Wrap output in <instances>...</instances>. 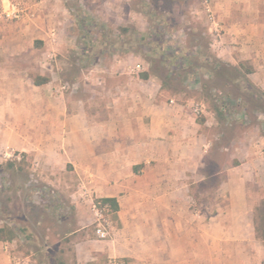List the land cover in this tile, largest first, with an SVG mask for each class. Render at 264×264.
<instances>
[{"label":"crops","instance_id":"crops-1","mask_svg":"<svg viewBox=\"0 0 264 264\" xmlns=\"http://www.w3.org/2000/svg\"><path fill=\"white\" fill-rule=\"evenodd\" d=\"M40 1L26 4L31 18L0 22V91H6L0 105L9 106L11 121L7 129L0 127V146L32 154L40 170L70 174L95 197L116 200L106 240L89 233L92 217L74 202L72 229L65 232L72 259L264 264V240L256 229L264 202V137L253 141L243 133L230 147H218L227 152V163L214 161L203 134L212 124L204 111L201 125L184 107L167 103L173 100L158 78H139L125 59L95 80L103 105L55 96L51 80L34 85L32 63L42 67L48 55L65 48L57 45L58 30L50 28L58 23L50 2ZM225 2L222 11L212 4L224 32L217 58L247 64L246 77L264 93V0ZM2 244L0 264H10Z\"/></svg>","mask_w":264,"mask_h":264},{"label":"rangeland","instance_id":"rangeland-1","mask_svg":"<svg viewBox=\"0 0 264 264\" xmlns=\"http://www.w3.org/2000/svg\"><path fill=\"white\" fill-rule=\"evenodd\" d=\"M10 1L18 2L25 8L23 18H31L26 4L30 1L35 4L41 2ZM45 2H50L54 17L52 19L58 21L50 27L58 30L57 45L65 48L54 51L52 69L43 65L40 67L36 62V65L32 63L34 69H30L28 74L30 79L47 77L56 85L54 95L63 99H85L89 104L103 105L104 98L99 92L101 86L96 84V78L114 66L119 59H125L127 67L140 66L137 73H142L145 69L153 72L155 65L148 60L160 58L152 43L159 36H163L173 47L184 48L190 56L198 57L200 64L205 58L219 59L217 54L222 50L224 32L212 4L216 2L219 11H222L226 8L225 0L42 1L43 4ZM209 15L220 26L221 38H216V41L210 31ZM6 22L13 23L16 20ZM120 28H127L129 31L122 36ZM142 37L144 40L140 41ZM83 41L88 45L84 46ZM122 42L128 43L123 45ZM123 49L130 52L126 53ZM128 59L131 60L127 61ZM199 63L192 62L187 71L178 70L179 76L173 74L171 80L166 81L168 86L165 92L173 100V105L184 107L195 119L201 118L202 114L195 116L194 106H202L204 114L212 123L210 131H203L206 142L210 144L208 150L213 152L211 156L214 161L226 162L227 152L223 151L224 154H221L218 147H230V142L243 133L253 141L264 137V93L251 84L248 78V83L254 89L248 88L246 81L241 78L234 85L208 78L204 69L193 68L199 67ZM241 65L242 72L249 69L247 64ZM156 78L160 82L164 80L163 77ZM60 87L65 88L60 90ZM91 90L95 92H90ZM0 93L3 99L1 101H4L6 91L2 90ZM218 106L222 107L221 118L214 112ZM8 108L6 104L0 105L2 130L11 125V121L8 122ZM9 161H13V168L6 166ZM50 162L57 166V157H51ZM41 168L42 163L35 160L32 154L0 146V228L7 226L18 234L17 239L11 243L2 244V251L10 264L46 263V256L49 258L46 264H77L69 250L67 251L72 243L70 237L65 235V232L72 229L74 202L83 203L91 215L92 221L87 229L93 235L97 223L103 224L106 221L110 224L111 218L107 210L101 214V218L94 215L92 205L100 198L95 197L91 191H88L87 197H81L79 184L70 174H50V171L40 170ZM110 228L109 226V236ZM107 261L98 257L96 263L107 264Z\"/></svg>","mask_w":264,"mask_h":264},{"label":"trees","instance_id":"trees-1","mask_svg":"<svg viewBox=\"0 0 264 264\" xmlns=\"http://www.w3.org/2000/svg\"><path fill=\"white\" fill-rule=\"evenodd\" d=\"M163 1V0H158ZM171 1V0H169ZM81 23L84 24V21L82 19H79ZM127 28H120L119 32L123 36L128 33ZM104 37V35H103ZM144 40V37L140 38V41ZM123 45L128 42H122ZM154 44V50L160 54L159 59H149L148 62L154 66V71L147 70L145 73H140L139 78L145 80L149 75L155 76V77H163V81H161V89L165 90L167 88V80H171V76L175 74L176 76H179L180 74L177 73L178 70H181L182 72L187 71V68L189 67L192 62L198 64L199 60L198 57L190 56L186 49H178L177 47H173V45L170 42L165 41L163 36H159L156 40L152 42ZM84 46H87L88 44L83 41ZM121 45V46H123ZM152 47V45H151ZM124 52H130L128 49H123ZM203 57H206V55H203ZM206 60L203 63H199V67H193L194 69L198 70L200 68L204 69L206 75L208 78H216L218 80L224 81L225 84H231L234 85L236 82L241 78L242 80L246 81V86L248 88L254 89V86L248 83L247 74L250 73L249 69H246L244 72L241 70V65L238 66H232L226 62L221 61L220 59H216V57H213V59L205 58ZM49 81L46 77H38L35 78L33 83L34 85H42L46 84ZM246 88V87H245ZM264 98V97H263ZM221 106L215 107L214 112L216 115L221 118L222 117V111ZM204 118H199L197 122L199 124L204 123ZM6 166L8 168H13L14 163L13 161H9L6 163ZM101 208L107 209L109 214H114L118 210V206L115 199H100L97 201ZM257 211L260 213V223L259 226L257 225V237L264 240V202L261 203L260 207L257 209ZM256 223V220H255ZM21 231H24L22 229ZM18 234L15 230H13L10 227L3 226L0 228V242L2 243H11L15 239H17ZM46 263H48V256L45 257ZM46 263H40V264H46ZM87 264H97L96 262H90Z\"/></svg>","mask_w":264,"mask_h":264},{"label":"built area","instance_id":"built-area-1","mask_svg":"<svg viewBox=\"0 0 264 264\" xmlns=\"http://www.w3.org/2000/svg\"><path fill=\"white\" fill-rule=\"evenodd\" d=\"M206 4V3H205ZM25 17V8L18 2H11L8 0L5 4L0 2V22H5V21H12L16 20L19 21ZM208 22L210 24V31L212 34H214V41H216V38H221L220 34V26L219 24L214 20L212 15H209ZM51 37H52V42H54L55 39V34L52 31L51 32ZM54 61V56L48 55L46 63H43V67H48L52 62ZM133 72H139L140 71V66H135L132 69ZM65 87H60V90H64ZM172 104L173 101H170ZM193 114L195 116H199L202 114V106L200 105H195L193 108ZM80 193L83 197L88 196V190L84 186H79ZM97 204V207H96ZM100 204L96 202L95 204L92 205V210L93 213L96 217L101 218V214L107 209L101 208L99 206ZM104 223H97L96 229H95V235L99 240H106L109 236L108 228L110 224L106 221H103ZM22 264H27V262H22Z\"/></svg>","mask_w":264,"mask_h":264}]
</instances>
